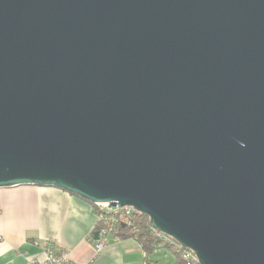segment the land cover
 <instances>
[{
  "label": "water",
  "instance_id": "1",
  "mask_svg": "<svg viewBox=\"0 0 264 264\" xmlns=\"http://www.w3.org/2000/svg\"><path fill=\"white\" fill-rule=\"evenodd\" d=\"M20 186L264 264V0H0V189Z\"/></svg>",
  "mask_w": 264,
  "mask_h": 264
},
{
  "label": "crops",
  "instance_id": "2",
  "mask_svg": "<svg viewBox=\"0 0 264 264\" xmlns=\"http://www.w3.org/2000/svg\"><path fill=\"white\" fill-rule=\"evenodd\" d=\"M97 225L95 206L66 191L37 186L0 189V264H36L43 250L35 242L44 240L60 245L77 264H148L134 238L111 235L97 254L91 241ZM162 252L149 256V264H168Z\"/></svg>",
  "mask_w": 264,
  "mask_h": 264
},
{
  "label": "built area",
  "instance_id": "3",
  "mask_svg": "<svg viewBox=\"0 0 264 264\" xmlns=\"http://www.w3.org/2000/svg\"><path fill=\"white\" fill-rule=\"evenodd\" d=\"M95 208L98 216L95 234H98V239L94 237L91 238V241L94 243L97 254H99L108 244V239L111 235L120 239L118 233L121 227H135L140 213L132 207L114 208L109 207V204H98ZM154 237L163 243L172 241L169 237L156 231H154ZM35 246L43 250V258L37 261L36 264H77L69 258L66 250L55 242L44 240L42 243L35 242ZM178 247L182 249L179 245ZM183 256L190 263L199 264L193 252L186 250ZM145 258H148L147 254Z\"/></svg>",
  "mask_w": 264,
  "mask_h": 264
},
{
  "label": "trees",
  "instance_id": "4",
  "mask_svg": "<svg viewBox=\"0 0 264 264\" xmlns=\"http://www.w3.org/2000/svg\"><path fill=\"white\" fill-rule=\"evenodd\" d=\"M118 235L120 238L137 239L148 256L146 259L148 264L150 262L149 256L155 255L158 251H171L173 253L174 259H169L170 262L168 264H194L184 258L183 255L186 250L179 249L178 244L173 240L169 243H163L155 238L154 231L149 224V219L141 214L136 221L135 227H121ZM156 255L158 256V254Z\"/></svg>",
  "mask_w": 264,
  "mask_h": 264
},
{
  "label": "rangeland",
  "instance_id": "5",
  "mask_svg": "<svg viewBox=\"0 0 264 264\" xmlns=\"http://www.w3.org/2000/svg\"><path fill=\"white\" fill-rule=\"evenodd\" d=\"M160 256L163 257V258L167 257L168 259H174V255H173V253L171 251H169V252L168 251H163Z\"/></svg>",
  "mask_w": 264,
  "mask_h": 264
}]
</instances>
